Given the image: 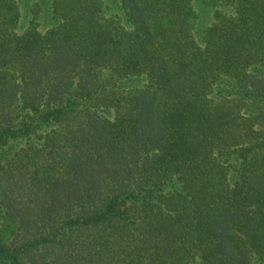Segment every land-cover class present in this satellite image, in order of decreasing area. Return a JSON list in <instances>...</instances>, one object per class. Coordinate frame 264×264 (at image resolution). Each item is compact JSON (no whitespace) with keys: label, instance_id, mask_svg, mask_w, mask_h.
Listing matches in <instances>:
<instances>
[{"label":"trees","instance_id":"16d2710c","mask_svg":"<svg viewBox=\"0 0 264 264\" xmlns=\"http://www.w3.org/2000/svg\"><path fill=\"white\" fill-rule=\"evenodd\" d=\"M0 264H264V0H0Z\"/></svg>","mask_w":264,"mask_h":264},{"label":"rangeland","instance_id":"374dc122","mask_svg":"<svg viewBox=\"0 0 264 264\" xmlns=\"http://www.w3.org/2000/svg\"><path fill=\"white\" fill-rule=\"evenodd\" d=\"M51 22H52V20L50 19V16L46 15V19L44 21H42L41 28L42 29L48 28L50 26ZM28 25H29V21L25 20L24 21V27H22L21 29L23 30L25 28V26H28Z\"/></svg>","mask_w":264,"mask_h":264}]
</instances>
